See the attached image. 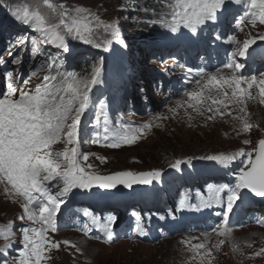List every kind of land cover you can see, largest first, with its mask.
<instances>
[{
    "label": "rangeland",
    "instance_id": "374dc122",
    "mask_svg": "<svg viewBox=\"0 0 264 264\" xmlns=\"http://www.w3.org/2000/svg\"><path fill=\"white\" fill-rule=\"evenodd\" d=\"M120 1L55 0L57 3H64L69 8L73 6L87 8L98 15L103 24H115L119 40L128 43L130 48L136 47L141 41L145 42L150 35L147 37L143 35L145 30L139 27L141 23L134 15H130L127 9H123L124 5L120 4ZM30 4L31 0H0V61H2L0 63V93L6 91L7 80L5 77L8 72L12 73L14 86L23 87L25 90H34L37 85L43 83V76L47 75L49 70L47 67L43 70L33 67V60H37V54L42 55L44 62L53 57L57 58V62L62 66L61 69L72 70L77 64L75 60L68 59L71 58L70 55H66L62 49H58L54 45L38 43L37 46L41 51L35 54L31 52V38L38 37V34L32 32L29 26L16 21L12 15L14 11ZM227 7L229 9V5ZM8 19L16 22L4 25L3 23L8 22ZM212 23L213 21H208L205 25L200 26L195 33H192V37L197 36L199 32L202 33L207 28L210 29ZM184 33L185 29L176 33H166L167 42L165 46L177 47L173 38L182 41L184 40L182 35ZM261 36H264V25L257 22V25L253 27L248 20L240 22L239 18L229 26L221 23L220 27L210 35V41L219 53L220 56L218 57H221V64L225 60L226 63L229 61L232 53L242 46L244 40L255 38L256 42L248 50V52L256 51L253 59L248 58V56H236V61L245 65L240 72L251 68L253 71L260 65H258L259 58L264 57L262 54L264 51L261 50V46L264 47V39H260ZM22 37H29V43L25 46L27 50L25 48L21 50L18 47L19 39ZM232 37H235L239 44L233 43L230 46L229 42H231ZM68 39L80 46L78 53L87 50L81 48L86 45L96 47L97 44L101 45L102 43L104 45L116 44L113 42L116 39L112 36V30L106 31L103 27L96 30V35L90 44L70 37ZM111 48L116 49L118 47L111 46ZM167 49L169 50V48ZM9 51L14 55L19 54L23 63L13 65L11 57L8 55ZM28 52L31 62L28 60ZM78 56L79 54H75L73 58ZM117 57L118 62L112 58L104 63L106 73L115 78L117 82L119 80L121 85H125L126 82L130 83L136 95L133 96L130 105L125 106L124 103L122 109L116 111L115 117L124 110L128 117L124 118L120 115L114 119L108 135L111 136V130L121 124L131 129H139L149 123L152 124V127L145 129L134 144L110 148L107 146L108 141L104 139L105 133L103 136L91 138V123L83 122V118H86L84 115L81 121L80 151L89 156L86 163L91 164L93 166L91 170L99 175H110L122 171L133 173L159 171L160 176L154 178L150 184V192L154 193L168 192L169 184L176 187L182 184L188 186H199L200 184L199 188L203 191L197 190L196 193L190 191L184 195H181L180 192L179 195L173 196L172 208L174 210L170 211L169 217H165L164 223L184 232L182 235L177 234V237L152 245L133 241L109 243L106 242L105 237L96 235L95 229L88 219L86 223L92 228L89 235H85L81 230L83 226L80 229H68L66 232H49L48 237L52 241L59 242L60 247L47 251L45 253L46 259L41 264H264V253L261 252V249H264V224L258 222L264 219V206L252 202L254 204L252 206L257 209H246L240 205L235 214L231 216L230 232L226 237H220L212 230L216 224L222 221L223 206L213 204L207 208L197 207L201 205L202 198H206L219 181H225V184H233L240 167H242L241 161L246 159V157H238L230 166L225 168L213 161L204 159V157L232 154L241 149L245 152L251 151L257 146L260 139H264V104L260 103V98L247 100L245 105H229L231 115H228L227 110L225 112L221 108L225 114L223 116L215 115L213 119L209 120L208 117L212 116L213 113L206 109L211 105V101H207L202 108L203 114H198L187 107L188 97L186 94L199 91L208 74H216L218 78L220 76L227 78L233 74L231 69L203 72L195 68L185 67L181 63H172L168 68L166 65L165 68L162 63L154 64L150 58L146 61L143 58L141 60L135 57L133 53H130V57L122 55ZM173 59L174 56L168 61H173ZM81 60L85 61L84 56L81 57ZM117 63L123 67L121 73L118 72ZM139 70L142 71L138 72ZM168 70H172L174 73ZM133 72L136 74L131 77ZM159 72L166 75V78L170 77L177 82L178 89L172 91L169 88L162 90V87L159 86V88H155L156 82L153 80L160 77L158 76L161 75ZM202 76L204 77L203 80L201 79ZM29 77H31L29 84L23 85L22 80ZM197 81L200 83L198 84ZM167 82L169 83V81ZM142 84L145 86L143 87ZM96 89L97 86L93 88V91L96 92ZM119 89L118 83L108 93L102 92L92 99L98 103L107 94L115 95ZM228 91L231 94V89ZM257 92L258 89L255 88L256 95ZM18 95L19 92L16 98ZM205 95H208L207 89H205ZM144 102L147 103L143 104ZM179 104L183 106L179 107ZM240 107H245L248 122L253 125L247 132L241 130L242 120L233 118L244 115L239 111ZM93 111V109L90 110V113ZM110 111L112 110L110 109ZM97 138L99 143H93L92 141ZM245 140L250 141V143L245 144ZM63 147V143H58L53 146V151H60ZM178 160L182 162L181 165L178 168L172 167L171 165ZM196 170L201 171L204 177H199ZM227 176L229 177L227 178ZM213 181H217V183L212 184ZM78 196L81 198L67 207V210L69 208L70 211L76 210L84 213L85 209L88 210L86 206L89 200L97 201L94 195L84 192H76L67 200L69 198L76 199ZM22 203L21 198L15 196L11 191H5L4 184L0 183V228L7 227L11 232L7 241L4 238V233L0 232V249H3L6 243L12 245L6 251L0 252V264H19V253L23 249L24 243L21 229L23 227H40L39 224H33L26 218L24 220L18 218L23 215ZM181 203L188 206L181 208ZM253 210L256 212L263 211V216H249ZM100 222L103 224L106 221L100 219ZM97 228L98 226H96ZM98 231L105 236L102 230ZM221 239H224L225 243L216 248L215 245ZM64 241L70 243L65 244ZM197 244L205 245V248L199 249L201 255H197L193 250V246ZM77 248L80 249L79 252L76 251ZM207 250H211L212 254L202 261L201 256ZM257 253L261 254L257 255Z\"/></svg>",
    "mask_w": 264,
    "mask_h": 264
},
{
    "label": "snow or ice",
    "instance_id": "6c2138e0",
    "mask_svg": "<svg viewBox=\"0 0 264 264\" xmlns=\"http://www.w3.org/2000/svg\"><path fill=\"white\" fill-rule=\"evenodd\" d=\"M164 7L169 9L162 12V23L172 33L179 32L181 28L195 33L197 29L208 21L216 22L220 16L226 15L229 4H244L248 11L240 22L248 20L253 27L264 25V0H162ZM14 19L23 25L29 26L38 37L31 38V52L38 53V43L41 45H54L58 49L67 52L66 39H78L86 44L93 42L96 30L103 27L106 31L111 29L112 36L118 42L119 34L115 24H103L100 17L83 7L69 8L64 3L55 0H31V4L24 6L12 13ZM170 16L171 19H163ZM260 39H264L261 36ZM232 43L239 44L235 37ZM256 42L255 38L246 39L241 47L232 53L231 58L224 64L225 68L232 70L230 77L208 74L207 79L199 91L188 92L187 107L198 114L207 101L211 105L207 107L211 120L215 115L223 116L227 110L231 115L229 105H245L247 100L256 99L251 89L256 86L260 103L264 104V78L257 81L255 76L245 77L240 70L245 67L243 63L236 61V56L246 57L249 48ZM29 43V37L19 39L18 47L23 50ZM111 43V41H108ZM100 47L99 44L96 45ZM13 65L23 63L19 54L8 52ZM2 63V61H0ZM102 64L93 66L91 74L79 76L72 72L61 71V64L57 58L46 60L44 65L49 70L43 76V83L37 85L34 90H25L23 87L14 86L12 73H6V91L0 93V183L5 186V191H11L22 199L23 215L25 218L40 227H23V249L19 253V264H41L46 259L45 253L51 249H59L60 243L52 241L48 233L59 231L58 214H63V206H66L67 198L76 192L92 194L94 189L112 190L117 186L132 189L133 185L150 184L154 178L160 176L159 171L133 173L130 171L116 172L110 175H99L87 164V154L80 151L81 121L85 113L91 108L103 111L107 107L104 101H93L91 93L93 88L101 83ZM54 70V74H53ZM30 78L22 80L23 85H28ZM203 80L204 77L202 76ZM199 84L200 81H197ZM247 87H242V85ZM205 89L208 95H205ZM231 89V94H229ZM19 92L18 98L17 93ZM215 93V94H213ZM182 107V104L178 105ZM174 111V110H173ZM239 111L243 116L233 117L242 120V131H249L253 125L248 122V114L245 107ZM152 124H145L142 128L131 129L126 125H118L111 130L105 127V141L110 148H119L121 145L134 144ZM93 143H99L94 139ZM63 143L60 151H53V146ZM245 144L250 141L245 140ZM238 157H246L241 161L242 167L238 171L233 184H223L212 188L206 198H202L201 205L197 207H211L213 204L223 206L221 212L222 221L212 229L220 237H226L229 232L231 216L243 203L246 194L264 198V139L258 141L257 146L251 151L243 149L232 154L209 155L204 157L227 168ZM181 161H176L172 167L178 168ZM55 187L54 193L51 189ZM188 205L181 203L180 207ZM84 216H89L87 209ZM91 225L98 226L97 230L105 233L106 242H113V224L115 216L106 218L101 224L100 219L94 214L90 216ZM264 224V219L258 221ZM85 235H89L92 228L87 224L81 229ZM135 231L143 232V228L137 224ZM7 241L11 235L10 230L0 228ZM69 244V241H64ZM225 240H219L215 245L219 248ZM75 247V245H72ZM6 243L0 252L11 248ZM205 248L204 244L193 246L197 255L199 249ZM80 251L79 248L76 249ZM264 253V249H261ZM211 250H207L201 256V260L211 256ZM261 253H257L260 255Z\"/></svg>",
    "mask_w": 264,
    "mask_h": 264
},
{
    "label": "trees",
    "instance_id": "16d2710c",
    "mask_svg": "<svg viewBox=\"0 0 264 264\" xmlns=\"http://www.w3.org/2000/svg\"><path fill=\"white\" fill-rule=\"evenodd\" d=\"M120 4L124 5L123 9H127L126 11L130 14V15H134L136 17V19L138 20V22H140V28L144 31L143 35L145 37H147L148 35H150L149 37H151L155 32H157L159 29L165 28L164 24L161 22L162 21V16L161 13L162 12H167L169 11V9H167L166 7H164V3L162 2V0H121ZM163 19H167L169 20V16L163 17ZM10 20V19H9ZM4 24V23H3ZM151 24V25H149ZM6 25V24H4ZM149 29V32L147 31ZM147 41V40H146ZM114 43H116L115 45H104V43H102L100 45V48H98L97 46H84L81 48H86L88 49V52L91 53H100L99 50H101V58H104L103 60V65L106 62V59L104 56H108V57H112V55H116V54H124V45L123 43L118 42L117 40L113 41ZM66 43H67V47L70 50V53L72 52H76L78 49H80V46L74 44L73 42H70L69 39H66ZM147 42H143V46H145ZM141 44V42H140ZM149 44V43H147ZM116 46L118 48L116 49H112L111 48ZM142 46H139V49H141ZM132 51L135 50L134 47L131 48ZM98 52V53H97ZM103 54V55H102ZM95 56V55H94ZM99 58L98 55H96V58H94L93 61H86V62H80L79 63V70H74L72 71V73H75L79 76H88L91 74L92 68L95 64H97V59ZM105 104H117V101H112L109 98H105L104 99Z\"/></svg>",
    "mask_w": 264,
    "mask_h": 264
},
{
    "label": "bare ground",
    "instance_id": "6f19581e",
    "mask_svg": "<svg viewBox=\"0 0 264 264\" xmlns=\"http://www.w3.org/2000/svg\"><path fill=\"white\" fill-rule=\"evenodd\" d=\"M232 42H229V45L232 46ZM175 50H179V49H175ZM179 52V51H178ZM206 59V57H205ZM209 63H212V62H209ZM243 76L245 77H252V76H255L257 78V81H259L261 78H264V75H262L260 72H257L256 70L252 71L251 69L249 70H246L242 73ZM160 81L162 82L163 81V76L160 75L159 77ZM242 87H247V85H242ZM255 88L256 86H253V88L251 89L253 95H256L255 94ZM257 98L259 99V96H258V92H257ZM264 109V107H263ZM94 111L91 112L92 114H97L98 112V109H93ZM223 110V109H222ZM225 111V110H224ZM226 112V111H225ZM99 115V118H96L94 119L93 123H98V122H105L106 120H109V118L111 119H116L115 116H111L109 117L108 115H102V114H98ZM229 115V114H228ZM227 117V116H226ZM227 119V118H226ZM228 120H230L228 118ZM229 122V121H228ZM91 128H92V125H91ZM90 128V129H91ZM92 134L94 135L95 132H92ZM146 188H134V189H123V190H126V192H128L129 194H132V196H134V198H138V195L139 193H146L148 192V190H145ZM144 191V192H143ZM146 191V192H145ZM124 195V193H120V196ZM143 195V194H142ZM261 199V198H260ZM22 200V199H21ZM262 200H264V198H262ZM250 204H253L252 202H249ZM106 204V203H105ZM264 204V203H263ZM107 205V204H106ZM107 206H111L110 204H108ZM264 206V205H262ZM112 208V207H111ZM61 218V220H67V222L69 221L70 224L72 226H84L86 225V222L88 219H86V217H84L83 219H79L78 217H73L72 215H69L66 211L63 212V214L59 217ZM62 218H67V219H62Z\"/></svg>",
    "mask_w": 264,
    "mask_h": 264
},
{
    "label": "water",
    "instance_id": "95a60500",
    "mask_svg": "<svg viewBox=\"0 0 264 264\" xmlns=\"http://www.w3.org/2000/svg\"><path fill=\"white\" fill-rule=\"evenodd\" d=\"M139 173H144V172H139ZM149 184H137V185H133V186H138L139 188H146ZM250 195V194H249Z\"/></svg>",
    "mask_w": 264,
    "mask_h": 264
},
{
    "label": "clouds",
    "instance_id": "9594fccd",
    "mask_svg": "<svg viewBox=\"0 0 264 264\" xmlns=\"http://www.w3.org/2000/svg\"><path fill=\"white\" fill-rule=\"evenodd\" d=\"M139 46H141L140 44L138 45V46H136V47H134L136 50H141V49H138L139 48ZM132 48V47H131ZM132 51V50H131ZM134 52V51H133ZM55 191H57V189H55L54 190V192ZM66 231H68V230H63V231H61V232H66Z\"/></svg>",
    "mask_w": 264,
    "mask_h": 264
}]
</instances>
